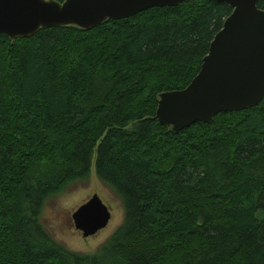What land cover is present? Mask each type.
Wrapping results in <instances>:
<instances>
[{
	"label": "trees",
	"instance_id": "obj_1",
	"mask_svg": "<svg viewBox=\"0 0 264 264\" xmlns=\"http://www.w3.org/2000/svg\"><path fill=\"white\" fill-rule=\"evenodd\" d=\"M232 12L186 0L90 29L0 34V264H264V98L180 132L157 119ZM94 157L125 217L89 255L56 241L41 212Z\"/></svg>",
	"mask_w": 264,
	"mask_h": 264
},
{
	"label": "water",
	"instance_id": "obj_2",
	"mask_svg": "<svg viewBox=\"0 0 264 264\" xmlns=\"http://www.w3.org/2000/svg\"><path fill=\"white\" fill-rule=\"evenodd\" d=\"M186 0H0V34L31 37L43 28L75 25L90 29L154 7ZM227 3L233 12L216 34L197 76L177 91L161 94L157 119L175 132L211 123L221 112L242 111L264 98V9L260 0H208ZM77 229L93 236L110 222L111 211L94 195L73 214Z\"/></svg>",
	"mask_w": 264,
	"mask_h": 264
},
{
	"label": "rangeland",
	"instance_id": "obj_3",
	"mask_svg": "<svg viewBox=\"0 0 264 264\" xmlns=\"http://www.w3.org/2000/svg\"><path fill=\"white\" fill-rule=\"evenodd\" d=\"M99 195L111 211L109 224L93 236L85 237L77 229L73 214L77 209ZM125 210L122 200L114 190L104 183L96 172V157L93 159L90 176L70 184L45 202L41 221L53 238L68 249L89 255L97 253L113 233L123 224Z\"/></svg>",
	"mask_w": 264,
	"mask_h": 264
}]
</instances>
